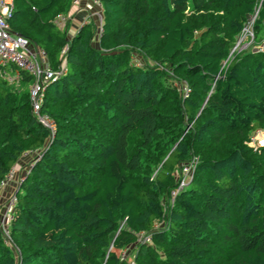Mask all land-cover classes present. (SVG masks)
Returning a JSON list of instances; mask_svg holds the SVG:
<instances>
[{
  "label": "trees",
  "instance_id": "16d2710c",
  "mask_svg": "<svg viewBox=\"0 0 264 264\" xmlns=\"http://www.w3.org/2000/svg\"><path fill=\"white\" fill-rule=\"evenodd\" d=\"M98 1L102 32L69 35L53 21L73 0H14L11 30L66 71L42 103L53 135L32 112L33 76H0V209L31 155L0 264H264V49L233 52L254 18L264 46V0Z\"/></svg>",
  "mask_w": 264,
  "mask_h": 264
},
{
  "label": "built area",
  "instance_id": "2783aa9c",
  "mask_svg": "<svg viewBox=\"0 0 264 264\" xmlns=\"http://www.w3.org/2000/svg\"><path fill=\"white\" fill-rule=\"evenodd\" d=\"M83 2H86L88 11H98H94L92 16H96L99 20V33L102 32L103 6L101 2L98 0H73V7L81 6ZM14 11V0H0V76L12 85H19L23 72H27L33 76L34 82L29 90L32 112L39 124L49 130L53 135L56 130V124L49 115L41 113V108L46 84L50 81L59 79V77L65 73L66 65L63 63L58 70L53 69L49 65L47 54L43 49L33 44L29 39L11 30L8 20L12 17ZM71 19L70 15L60 13L54 18L53 22L58 28L67 30L66 26L70 23ZM87 23H89V21L85 22V24ZM65 51H63V53H65ZM179 89L183 98L189 96L190 89L186 84H180ZM25 156H28V154H25L24 157ZM197 164V159L194 157L188 162L181 164L179 184L177 189L172 193L173 201L175 196L189 185ZM27 169H29V166H27ZM15 174L16 168L10 172L6 180L2 183L3 189L14 182ZM16 201V196L12 193L5 204V218L0 221V229L9 242H11V238L9 236L8 223L12 218V212ZM137 242L150 244L152 243L151 235L140 233L137 236ZM121 259H129L128 250L125 249L122 251ZM130 264H134V261H131Z\"/></svg>",
  "mask_w": 264,
  "mask_h": 264
},
{
  "label": "rangeland",
  "instance_id": "374dc122",
  "mask_svg": "<svg viewBox=\"0 0 264 264\" xmlns=\"http://www.w3.org/2000/svg\"><path fill=\"white\" fill-rule=\"evenodd\" d=\"M95 12H98L96 10H94ZM94 11H88L86 8V2H83L81 4V6L78 7H73L72 11H70V13L68 12L67 14L71 16V21L70 23L66 26L67 32L69 35H73V33H75L80 27H82L86 21H90L95 23L97 29H99V20L97 19V17L92 16V14L94 13ZM254 19L251 20V22L247 25V27L244 29V31L242 32L239 41L237 43V47H235V51L237 52H243V51H257V50H261L264 49L262 43H256L255 39L253 37V23H254ZM182 84V83H181ZM177 86L180 87V83L177 82ZM252 142H254L252 145H254L255 147L264 145V132H259L257 133L253 138H252ZM27 162V166L29 165L28 161ZM21 164V163H20ZM19 164V165H20ZM22 165L17 167L16 170V174H15V179L14 182L10 183L6 188H5V193L4 191L1 194V203H4L5 201L7 202V200L10 198V194H12V189H16V183L18 181H20L22 178L25 177L26 175V170H27V166H25L22 169ZM5 202V203H6ZM5 205H3L0 209V221L3 220L5 218Z\"/></svg>",
  "mask_w": 264,
  "mask_h": 264
},
{
  "label": "crops",
  "instance_id": "0c3cea01",
  "mask_svg": "<svg viewBox=\"0 0 264 264\" xmlns=\"http://www.w3.org/2000/svg\"><path fill=\"white\" fill-rule=\"evenodd\" d=\"M73 9V8H72ZM72 9H71V11H72ZM30 160H31V155H28V156H25V157H23V159H21V162H19L18 163V165H17V167L18 166H20L21 164H23L22 165V169L25 167V166H27L26 164H27V162L26 161H28V163H30ZM21 163V164H20ZM20 164V165H19ZM17 167H16V170H17ZM4 193H5V191H4ZM12 193H13V191H12ZM11 195V194H10ZM6 202V201H5ZM4 202V203H5ZM3 203V204H4Z\"/></svg>",
  "mask_w": 264,
  "mask_h": 264
},
{
  "label": "water",
  "instance_id": "95a60500",
  "mask_svg": "<svg viewBox=\"0 0 264 264\" xmlns=\"http://www.w3.org/2000/svg\"><path fill=\"white\" fill-rule=\"evenodd\" d=\"M236 47H237V46H236ZM234 50H235V49H234ZM233 52H234V51H233ZM233 52H232V53H233Z\"/></svg>",
  "mask_w": 264,
  "mask_h": 264
}]
</instances>
